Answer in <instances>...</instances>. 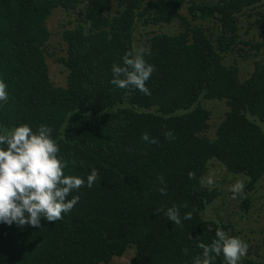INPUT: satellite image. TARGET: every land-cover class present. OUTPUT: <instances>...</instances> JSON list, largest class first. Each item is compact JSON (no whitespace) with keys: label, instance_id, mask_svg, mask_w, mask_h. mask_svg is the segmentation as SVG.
<instances>
[{"label":"trees","instance_id":"16d2710c","mask_svg":"<svg viewBox=\"0 0 264 264\" xmlns=\"http://www.w3.org/2000/svg\"><path fill=\"white\" fill-rule=\"evenodd\" d=\"M56 9L78 12L62 33L64 87L52 83L46 62V22ZM252 11L258 41L250 48L264 54V0H0V79L9 93L0 131L47 125L66 175L99 174L93 187L70 194L79 202L56 222L0 223V264H101L129 248L128 264H192L217 229L238 235L225 214L207 219L221 194L203 178L213 160L244 179L245 193L264 183V59L243 80L236 61L225 63L241 54L239 20ZM173 23L174 34L151 29ZM138 26L137 43L155 66L146 82L151 95L110 83L112 64L135 48ZM212 100L228 110L208 136L203 101ZM144 133L158 143L144 142ZM249 205L247 198L240 207ZM172 206L191 219L168 220ZM213 264H225L223 256Z\"/></svg>","mask_w":264,"mask_h":264},{"label":"clouds","instance_id":"9594fccd","mask_svg":"<svg viewBox=\"0 0 264 264\" xmlns=\"http://www.w3.org/2000/svg\"><path fill=\"white\" fill-rule=\"evenodd\" d=\"M150 55L151 51L147 48L127 50L122 63L112 64L110 83L119 89H133L151 95L146 82L155 71V66L145 59ZM7 87L0 79V105L9 99ZM165 138L171 140L174 135L167 131ZM141 139L149 144L158 143L147 133L142 134ZM59 153V145L52 138V128L47 125L42 124L35 131L28 124L0 131V223L37 227L42 218L56 222L62 219V213L70 212L78 204L79 195L69 199L71 193L78 192L85 184L91 188L98 181L99 174L95 168L86 178L66 175L64 169L67 163ZM161 181L163 183L162 177ZM159 190L166 194L167 185ZM242 190V182L229 189L233 198ZM165 215L176 225L191 219L190 213L181 217L180 209L175 206L168 208ZM216 237L210 245L199 244L203 258L197 256L192 264H213L214 258L221 255L225 264H240L247 254V243L222 229H217Z\"/></svg>","mask_w":264,"mask_h":264},{"label":"rangeland","instance_id":"374dc122","mask_svg":"<svg viewBox=\"0 0 264 264\" xmlns=\"http://www.w3.org/2000/svg\"><path fill=\"white\" fill-rule=\"evenodd\" d=\"M182 12L185 13L184 8ZM77 17V11L67 13L62 9H56L46 22L50 32V37L46 45L48 51L46 62L50 79L55 86H65L66 71L63 65L57 60L66 56V44L62 39V33L64 29L75 25ZM255 19L256 15L254 11L241 16L238 24V35L242 42L238 45V50L241 51V54L237 53L239 51H235L234 54L226 55L225 57L226 64L234 61L237 62L242 80L251 73L253 64L256 61L264 59L262 51L250 48L252 44L258 41ZM151 29L155 33L165 32L174 34L179 31V24L173 23L156 26ZM141 30L142 28L138 26L135 31V48H143L140 42L139 44L137 43V38L143 41L139 35L141 34ZM203 104L210 111L209 129L206 135L212 136L218 124L223 120L228 107L224 100L203 101ZM237 182L243 183V190L233 198V193L229 189ZM203 184L208 189H217L221 194L220 199L215 201L216 203L205 212L207 219L215 220L221 214H225L221 215L223 219L234 225L233 230L238 233V235L236 234L234 236L239 237L248 245L247 254L242 257L240 262L243 263V260L246 259L257 262L258 264H264V183H260L255 191L245 193L244 179L239 175L227 172L219 162L212 160L208 163ZM247 198L250 199V205L247 211H243L240 207L241 202ZM133 256L134 250L129 248L122 256H115L108 263L101 264H128Z\"/></svg>","mask_w":264,"mask_h":264}]
</instances>
